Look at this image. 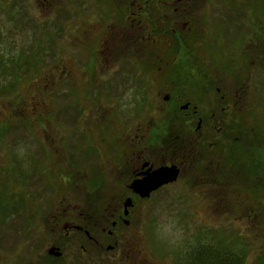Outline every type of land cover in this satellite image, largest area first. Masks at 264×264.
Listing matches in <instances>:
<instances>
[{"label":"rangeland","instance_id":"obj_1","mask_svg":"<svg viewBox=\"0 0 264 264\" xmlns=\"http://www.w3.org/2000/svg\"><path fill=\"white\" fill-rule=\"evenodd\" d=\"M40 1L0 0V126L6 128L0 138V264H39L48 255L54 223L64 210L77 205L75 214H88L90 205L84 193L69 188L67 167H58L60 163L65 165L59 159L66 157L69 125L74 127L79 123L76 113L101 109L105 118L87 116L93 125L87 119L85 128L89 129L85 135L98 137L96 131L118 133L123 143L125 135L135 136L141 123L147 126L149 121L160 122V111L166 103L164 97L170 94L161 92L160 86H123L122 81H111L115 79L111 71L105 77L99 76L106 82L89 87L79 70L85 62L79 40L76 36L70 39L59 34L69 24L53 22L55 13ZM246 10L247 36L252 37V42H248L252 45L257 43L256 32L264 38V0H253V3L248 0ZM51 36L56 37L55 43L50 42ZM23 52L30 56L37 53L43 61L30 73L16 75V71L3 70L1 60L5 61L4 67L10 66L8 60L18 59ZM22 59L17 60L19 65L24 62ZM31 63L35 65L32 57ZM220 75L225 79L224 86L220 87L222 92L229 89L244 91L247 95V100L238 104L241 107L237 105L231 118L244 127L240 129L245 143L239 145L240 149H250L255 155L262 150L261 141H264V69L248 68L242 85L235 83L231 76ZM67 76L70 77L67 79ZM54 77L58 81L52 83ZM195 90L202 99L212 96L207 99L209 106L204 104L212 109L210 99L216 91L204 86ZM181 91L190 101L195 95L192 87H180L178 92ZM38 114H42L39 120ZM69 144L72 145L71 141ZM234 170L231 166L229 178L239 179V183H230V204L210 195L214 183L181 179L145 200L123 240L126 255L145 258L147 264H187L195 249L211 245L214 250L235 257L237 263L262 264L264 218L256 228L247 227L245 222L249 208H262L264 212V183L262 180L249 186L245 171L240 169L234 174ZM249 187L257 188L256 196L262 201V207L246 193ZM215 233L218 238L213 237ZM76 252L71 246L69 253L76 255ZM84 259L88 258L84 256Z\"/></svg>","mask_w":264,"mask_h":264},{"label":"flooded vegetation","instance_id":"obj_2","mask_svg":"<svg viewBox=\"0 0 264 264\" xmlns=\"http://www.w3.org/2000/svg\"><path fill=\"white\" fill-rule=\"evenodd\" d=\"M69 1L40 2L55 13L53 22L70 25L59 34L79 40L85 54L79 70L86 81L81 83L100 86L106 80L99 76L111 71L115 76L111 81H122L123 86H160L161 92L170 94L164 97L160 122L149 121L147 126L141 123L134 137L126 132L123 143L118 133L96 131L98 137L85 135L89 129L85 128L87 116L103 119L101 109L76 113L79 123L67 126L73 133L67 131L66 157L59 159L65 165L60 163L58 167H67L69 188L84 193L89 212L75 214L77 205L64 210L54 223L50 249L57 248L62 254L57 259L65 264H147L145 258L126 255L123 241L145 200L181 179L214 183L210 195L230 204L231 158L239 151L233 153L232 147L245 143L240 129L243 126L232 120L231 114L247 95L229 89L222 92L225 79L220 73L242 85L248 68L263 70L264 38L255 31L257 43L251 45L252 37L247 36L248 0ZM256 6L262 11L260 4ZM76 29L79 31L73 33ZM52 80L57 82L58 78ZM199 86L216 91L210 99L212 109L204 106H209L207 99L212 96L202 99L195 90ZM180 87L193 88L191 101L183 91L178 92ZM233 125L239 130L233 132ZM76 140L78 143H74ZM163 167H175L179 171L177 181L148 198L135 193V182ZM128 200L131 207L126 206ZM246 213L247 227L261 226L262 208H249ZM71 246L76 248V255L69 253Z\"/></svg>","mask_w":264,"mask_h":264},{"label":"trees","instance_id":"obj_3","mask_svg":"<svg viewBox=\"0 0 264 264\" xmlns=\"http://www.w3.org/2000/svg\"><path fill=\"white\" fill-rule=\"evenodd\" d=\"M59 28L62 29V27H59ZM49 38H50V40L52 39V41H50V42L55 43V42H53L54 41L53 38H56V37L51 36ZM43 49H45V48L43 47ZM31 57H32V59H34L35 65L31 63ZM21 58H23L22 60H24V62L22 63V65H19L17 60H21ZM1 61L3 63V65H2L3 70H5L7 73H9V72L13 73L14 71H16L15 74L19 75L20 72L23 73L24 71H26V72L28 71L30 73L32 70L34 71L37 66L39 67L40 62L43 61V59H41V56L39 54L37 55V53H34L30 56V55H26L23 52L20 54L18 59L8 60L7 65H10V66L4 67L5 61H3V60H1ZM36 62H38V63H36ZM2 68H1V70H2ZM19 78H20L19 76L16 77L17 82L20 81ZM53 82L55 83L56 81L52 80V83ZM69 93L70 92H68V94ZM40 116H42V114ZM5 130H6V128L3 129V126H0V138L4 134ZM234 130H236L235 126L233 127V132H234ZM261 142H262V150H260V152H258L257 154L255 153V155H253L251 153L250 149H246V150L240 149V146L237 144H236L237 145L236 147H234V146L232 147L233 153L239 148L238 149L239 151H236V153L233 154L232 158H231V166L233 168H235L233 173L237 174L240 169H243L245 171V177L247 176L246 178H247V182L249 183L248 184L249 186H250V184H254V183H255V185H257L256 182L258 183L262 180L264 183V141H261ZM234 144H235V142L233 143V145ZM242 154H244V155L242 156ZM256 162H257V164H256ZM251 172H255V173L253 175H251ZM238 180L239 179H237V180L231 179V182L233 183V185H235V182L239 183ZM233 185H232V187H233ZM256 187H252V188L249 187V189L247 188L246 193L248 194V196H250L252 198V200L254 202L259 201V204L258 203L257 204L259 206H261L262 201L260 199H258V197L256 196L255 191L258 188V187L257 188ZM234 188H235V186H234ZM1 202L2 201H0V209L2 208ZM261 217L264 218V212H263ZM263 227H264V224H263ZM213 237L218 238V234L215 233V235ZM206 248H209V249L207 251H205L204 249H206ZM193 252L194 253L191 254L189 257L187 264H240V263L236 262L235 257L227 256L228 253L223 254V252L218 251L217 249L214 250L211 245L210 246H208V245L203 246L202 245V246H200L199 249H195ZM260 263L264 264V256L262 257ZM39 264H65V262H64V260L53 258V257L47 255V256H45V258H42V262H39ZM182 264H184V263H182Z\"/></svg>","mask_w":264,"mask_h":264},{"label":"water","instance_id":"obj_4","mask_svg":"<svg viewBox=\"0 0 264 264\" xmlns=\"http://www.w3.org/2000/svg\"><path fill=\"white\" fill-rule=\"evenodd\" d=\"M179 171L175 167H163L155 171L152 175L148 176L142 181L135 182L132 186L135 193L141 195L142 198L150 197L151 193L157 191L165 185H169L177 181ZM127 207L132 206L131 200H128ZM48 255L51 257L59 258L62 256L57 248L48 250Z\"/></svg>","mask_w":264,"mask_h":264}]
</instances>
